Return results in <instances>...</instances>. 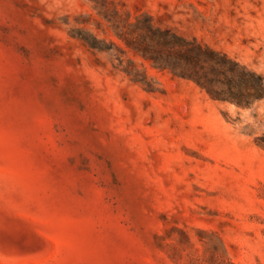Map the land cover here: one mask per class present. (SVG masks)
<instances>
[{
  "label": "rangeland",
  "instance_id": "374dc122",
  "mask_svg": "<svg viewBox=\"0 0 264 264\" xmlns=\"http://www.w3.org/2000/svg\"><path fill=\"white\" fill-rule=\"evenodd\" d=\"M150 28L264 93V0H0V264H264V94L211 99Z\"/></svg>",
  "mask_w": 264,
  "mask_h": 264
},
{
  "label": "trees",
  "instance_id": "16d2710c",
  "mask_svg": "<svg viewBox=\"0 0 264 264\" xmlns=\"http://www.w3.org/2000/svg\"><path fill=\"white\" fill-rule=\"evenodd\" d=\"M151 44L141 50L160 69L187 78L203 88L213 100L249 105L263 97L262 77L255 86L243 80V75H254L196 39H186L170 30L149 29ZM252 89V91L249 90Z\"/></svg>",
  "mask_w": 264,
  "mask_h": 264
}]
</instances>
